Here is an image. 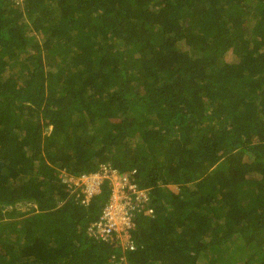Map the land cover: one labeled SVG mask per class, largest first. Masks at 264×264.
Wrapping results in <instances>:
<instances>
[{
    "label": "trees",
    "instance_id": "obj_1",
    "mask_svg": "<svg viewBox=\"0 0 264 264\" xmlns=\"http://www.w3.org/2000/svg\"><path fill=\"white\" fill-rule=\"evenodd\" d=\"M103 167L150 191L127 264H264V0H0V264L119 261Z\"/></svg>",
    "mask_w": 264,
    "mask_h": 264
},
{
    "label": "built area",
    "instance_id": "obj_2",
    "mask_svg": "<svg viewBox=\"0 0 264 264\" xmlns=\"http://www.w3.org/2000/svg\"><path fill=\"white\" fill-rule=\"evenodd\" d=\"M17 5L23 4L25 0H15ZM109 180L112 186V200L104 210L103 216L92 224L88 229L89 236L100 241H112L121 239L125 243V249L133 250L134 246L130 237V230L134 227V215L146 209L148 215H153V210L147 208L149 194L145 190L138 189L136 184L131 183L127 175H118L103 167L102 172L89 177L79 179L83 186V192L92 196L97 189ZM122 259H125L122 257Z\"/></svg>",
    "mask_w": 264,
    "mask_h": 264
},
{
    "label": "clouds",
    "instance_id": "obj_3",
    "mask_svg": "<svg viewBox=\"0 0 264 264\" xmlns=\"http://www.w3.org/2000/svg\"><path fill=\"white\" fill-rule=\"evenodd\" d=\"M77 181H78V184H76L77 186H78V188H81V192L84 194V202L85 203H89L94 197H96V196H98L100 193H101V189H102V187H103V185H101L100 186V188L99 189H97V191L92 195V196H89V197H87L88 195L86 194V193H84L83 192V186L81 185V183L79 182V179L78 180H76V183H77ZM110 187H111V198L108 200V202L106 203V205L103 207V209H102V212H101V214H100V216H99V218L96 220V221H99V219L103 216V214H104V210H105V208H107L114 200H112V195H113V191H112V186L110 185ZM139 189V188H138ZM176 190H177V192L178 191H180L181 189L179 188V186L177 187V188H175ZM140 190H145V191H147L148 192V194L150 195V191L149 190H147V189H140ZM147 208H150V207H147ZM152 209V208H151ZM153 210V209H152ZM153 212H154V210H153ZM140 213L142 214H145V215H147V216H149V217H154V214L155 213H153V215H148L147 213H146V209H143L142 211H140ZM136 214H138V212H136L135 213V215H134V227L130 230V237H131V241H132V244H133V246H134V249L133 250H130V249H125V243L121 240V239H119V240H117V239H115V240H112V241H108V242H105V241H100V240H98V239H95V238H93V237H91V236H89V234H88V236L90 237V238H92L94 241H96V242H100V243H105V244H110V245H113V246H118L119 248H120V250H121V252H122V256L120 257V260L119 261H114V259H116V257L118 256V254H116L113 258H112V263L113 264H127V262H126V255H127V253H129V252H133V251H135L136 250V242H135V240H134V238L132 237V233H133V231H134V229H135V219H136ZM96 221H94L93 223H91L90 225H89V227L92 225V224H94ZM89 227H88V229H89ZM87 233H88V230H87ZM122 257H124L125 259H122Z\"/></svg>",
    "mask_w": 264,
    "mask_h": 264
},
{
    "label": "rangeland",
    "instance_id": "obj_4",
    "mask_svg": "<svg viewBox=\"0 0 264 264\" xmlns=\"http://www.w3.org/2000/svg\"><path fill=\"white\" fill-rule=\"evenodd\" d=\"M76 184H78V181H77V183ZM174 188H177V187H174ZM235 258V257H234ZM202 264H204V262H202Z\"/></svg>",
    "mask_w": 264,
    "mask_h": 264
}]
</instances>
